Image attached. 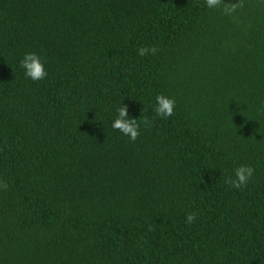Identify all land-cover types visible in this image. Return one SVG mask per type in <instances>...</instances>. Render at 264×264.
<instances>
[{"label":"trees","instance_id":"obj_1","mask_svg":"<svg viewBox=\"0 0 264 264\" xmlns=\"http://www.w3.org/2000/svg\"><path fill=\"white\" fill-rule=\"evenodd\" d=\"M0 264H264V0H0Z\"/></svg>","mask_w":264,"mask_h":264},{"label":"clouds","instance_id":"obj_2","mask_svg":"<svg viewBox=\"0 0 264 264\" xmlns=\"http://www.w3.org/2000/svg\"><path fill=\"white\" fill-rule=\"evenodd\" d=\"M223 3V0H205V6L208 8H217ZM238 5L233 4L230 7L225 6L223 11L225 13H231L235 11ZM156 48L154 46L140 47L137 49V53L140 56H144L147 53L155 54ZM20 67L23 69L25 77L32 81H40L47 77V72L44 68V62L41 57L34 53L28 52L23 55L20 60ZM155 107L153 109L156 117L168 118L173 115L175 107V100L169 97H165L163 94L155 97ZM117 115L111 123L113 130L119 131L122 135L127 136L131 142H135L141 134V123L145 127L150 126L151 121L147 117H144L141 122H138L137 118H129L127 106L122 104L116 109ZM255 169L250 165H240L234 171V178L228 177L225 183L231 185L236 189L246 187ZM196 219V213L192 212L187 214L186 223L191 224Z\"/></svg>","mask_w":264,"mask_h":264}]
</instances>
